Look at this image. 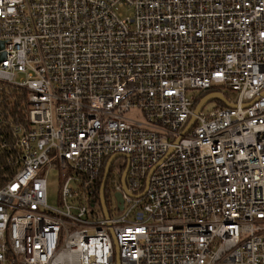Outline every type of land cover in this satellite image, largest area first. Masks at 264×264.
<instances>
[{
  "label": "built area",
  "instance_id": "built-area-1",
  "mask_svg": "<svg viewBox=\"0 0 264 264\" xmlns=\"http://www.w3.org/2000/svg\"><path fill=\"white\" fill-rule=\"evenodd\" d=\"M2 54L0 264H264V0H0Z\"/></svg>",
  "mask_w": 264,
  "mask_h": 264
},
{
  "label": "water",
  "instance_id": "water-1",
  "mask_svg": "<svg viewBox=\"0 0 264 264\" xmlns=\"http://www.w3.org/2000/svg\"><path fill=\"white\" fill-rule=\"evenodd\" d=\"M2 46V45H1ZM3 47V46H2ZM5 58V54H2L0 56V63L2 62V60ZM213 101H216V102H221L223 103L224 105H226V107H229V108H234L235 105L229 103L226 98L221 94V93H212V94H208L207 96H205L201 101L200 103L197 105V107L195 108V111H194V116L192 117L189 125L187 126L186 130L184 131L183 133V137L184 135L193 127V125L195 124L196 122V118L197 116L199 115V113L202 111V109L210 102H213ZM118 156H115L113 158L110 159V161L108 162V165L106 167V170H105V175H104V180H103V183H102V186H101V190H100V198H101V203H102V207H103V210L105 212V215L106 217L108 216V212H107V207H106V203H105V190H106V184H107V180H108V176H109V173H110V170H111V166L113 164V162L115 161V159L117 158ZM150 177H151V174H150ZM125 178H126V173L123 175V185L126 189V181H125ZM149 184V182H148ZM117 200L121 203V206L120 208L123 209V200H122V197L120 194H118L117 196Z\"/></svg>",
  "mask_w": 264,
  "mask_h": 264
},
{
  "label": "rangeland",
  "instance_id": "rangeland-1",
  "mask_svg": "<svg viewBox=\"0 0 264 264\" xmlns=\"http://www.w3.org/2000/svg\"><path fill=\"white\" fill-rule=\"evenodd\" d=\"M192 95H194L195 97H199L200 94H198L197 92H192L190 93ZM233 96V94H231ZM233 98V97H232ZM218 105V103L216 101L210 102L207 104L206 106V110H212L214 109L216 106ZM124 164V160L123 159H119L117 162H115L113 170H117L119 167L123 166ZM113 185V178L112 175L109 179L108 182V188L110 189ZM60 189H61V179L59 176V172L57 170H52L50 172L49 175V179H48V203L50 206L52 207H58L59 206V199H60ZM114 208L115 210V214L116 216H122L123 213L119 212L117 209V206L114 202Z\"/></svg>",
  "mask_w": 264,
  "mask_h": 264
},
{
  "label": "trees",
  "instance_id": "trees-1",
  "mask_svg": "<svg viewBox=\"0 0 264 264\" xmlns=\"http://www.w3.org/2000/svg\"><path fill=\"white\" fill-rule=\"evenodd\" d=\"M205 96H207V93L206 94H202V95H200V97L197 99V101H196V103H195V105H194V110H195V108L197 107V105L200 103V101L205 97ZM218 103V107H220V108H226V105H224L223 103H221V102H217ZM104 175H105V171H103V173H102V175H101V179H100V181H99V190H101V188H100V186H102V183H103V180H104ZM108 189V184H107V187H106V190H105V199L106 200H108V195H109V189ZM106 193H107V195H106Z\"/></svg>",
  "mask_w": 264,
  "mask_h": 264
},
{
  "label": "bare ground",
  "instance_id": "bare-ground-1",
  "mask_svg": "<svg viewBox=\"0 0 264 264\" xmlns=\"http://www.w3.org/2000/svg\"><path fill=\"white\" fill-rule=\"evenodd\" d=\"M100 188H101V186H100ZM108 190V189H107ZM106 195H107V193H106ZM106 200V199H105Z\"/></svg>",
  "mask_w": 264,
  "mask_h": 264
}]
</instances>
